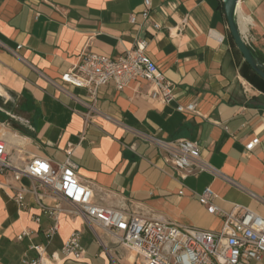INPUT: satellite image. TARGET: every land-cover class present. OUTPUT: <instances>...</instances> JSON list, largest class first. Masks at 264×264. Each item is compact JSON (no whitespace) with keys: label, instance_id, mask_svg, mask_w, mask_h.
I'll return each instance as SVG.
<instances>
[{"label":"crops","instance_id":"crops-1","mask_svg":"<svg viewBox=\"0 0 264 264\" xmlns=\"http://www.w3.org/2000/svg\"><path fill=\"white\" fill-rule=\"evenodd\" d=\"M151 5L145 21L144 0H0V139L12 164L20 168L39 157L58 165L71 153L79 180L93 187L98 203L146 220L219 232L223 218L199 199L208 188L220 211L243 207L264 219V89L249 79L252 71L232 39L224 0ZM237 22L264 63V0H240ZM136 40L148 42L146 54L174 85L175 100H153L145 80L123 91L111 82L98 89L96 101L109 118L87 123L85 108L73 98L88 100L86 91L61 77L84 53L116 58ZM189 104L197 105L196 114L177 110ZM134 131L197 142L201 159L222 178L202 172L182 180L163 153ZM254 139L259 144L247 152ZM0 184V264L37 259L35 246L55 255L54 264H144L113 235L71 213L67 201L49 242L46 232L54 221L46 209L59 203L53 191L27 176L14 181L12 173L0 174ZM18 189L26 191L24 207L15 200ZM76 232L84 259L65 260L61 250Z\"/></svg>","mask_w":264,"mask_h":264},{"label":"built area","instance_id":"built-area-1","mask_svg":"<svg viewBox=\"0 0 264 264\" xmlns=\"http://www.w3.org/2000/svg\"><path fill=\"white\" fill-rule=\"evenodd\" d=\"M151 10V0H144L145 21L150 20ZM130 22L136 25L135 16L130 17ZM154 27L160 29L161 25L156 23ZM147 46V41L136 40L131 51L116 58L91 52L84 53L81 63L61 77L62 83L86 91L88 100L73 98L85 108L82 116L87 123L98 117L109 118L97 109L96 101L98 89L111 82L119 91H123L131 83L145 80L151 87L150 97L153 100H159L165 105L175 100L174 85L147 56ZM50 82L62 90L59 84ZM196 107V104H189L178 106L177 110L196 114ZM134 132L156 146L182 180L202 172H211L222 178L201 159L197 142L186 139L165 141ZM258 144L259 139H254L246 146V151H252ZM77 168L71 159V153L63 164L53 165L47 159L35 157L23 167H15L11 162L6 141L0 139V174L12 173L14 181L17 182L23 176L37 180L51 189L59 201L53 209H46L54 221L46 232L49 242L58 232L59 216L63 212L61 202L67 201L73 207L71 213L83 216L90 225L101 227L113 235L121 245L139 255L144 264H250L252 261L262 262L264 259V219L243 207L231 213L220 211L212 203L215 196L210 188L206 189L199 199L211 214L223 218V227L219 232L146 220L136 215H128L122 210L104 207L95 200L93 187L81 183L77 176ZM224 180L231 186L242 189L238 183L226 178ZM17 191L15 200L24 207L26 191L24 189ZM182 194L183 191H180V195ZM250 195L256 198L254 194ZM25 236L27 233L22 234L19 239ZM80 240L81 235L78 232L69 238L61 250L63 259L74 261L84 259L85 251ZM33 249L37 252L38 258L24 260V264H54L55 255L49 257L44 247L35 246Z\"/></svg>","mask_w":264,"mask_h":264},{"label":"water","instance_id":"water-1","mask_svg":"<svg viewBox=\"0 0 264 264\" xmlns=\"http://www.w3.org/2000/svg\"><path fill=\"white\" fill-rule=\"evenodd\" d=\"M240 0H224L225 13L232 39L244 61L252 71L264 80V63L258 59L243 39L237 22V12Z\"/></svg>","mask_w":264,"mask_h":264},{"label":"trees","instance_id":"trees-1","mask_svg":"<svg viewBox=\"0 0 264 264\" xmlns=\"http://www.w3.org/2000/svg\"><path fill=\"white\" fill-rule=\"evenodd\" d=\"M245 66L248 67L251 71L252 69L250 68V66L245 62ZM251 82H253L256 86L264 89V80L261 79L257 74H255L252 71V76L249 78Z\"/></svg>","mask_w":264,"mask_h":264},{"label":"bare ground","instance_id":"bare-ground-1","mask_svg":"<svg viewBox=\"0 0 264 264\" xmlns=\"http://www.w3.org/2000/svg\"><path fill=\"white\" fill-rule=\"evenodd\" d=\"M8 135V134H7ZM9 139L12 141V142H18V139L16 137H14L13 135H9L8 136Z\"/></svg>","mask_w":264,"mask_h":264}]
</instances>
